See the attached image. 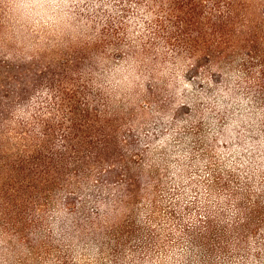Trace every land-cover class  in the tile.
Instances as JSON below:
<instances>
[{"label":"rangeland","instance_id":"1","mask_svg":"<svg viewBox=\"0 0 264 264\" xmlns=\"http://www.w3.org/2000/svg\"><path fill=\"white\" fill-rule=\"evenodd\" d=\"M247 2L248 16L264 21V0ZM144 13L132 0H0V264H114L113 256L98 257L94 240L65 238L61 227L62 220L83 224L96 217L94 199L107 191L119 197L103 227L114 237L121 222L137 229L124 238L120 264H201L193 233L218 208L228 217L235 208L224 182L242 191L239 197L246 176L254 189L261 180L264 185V108L248 88L252 77L238 60L226 70L196 66L186 56L173 58L170 48L156 50L167 61L145 75L102 32L103 19L112 28L123 20L130 33L120 38L127 46L147 30ZM85 14L95 34L76 27ZM91 62L95 69L82 80L71 72ZM73 81L107 99L118 148L114 154L102 149L100 163L89 158L86 173L71 170L55 180L62 185L33 202V141L60 148L61 130L46 137L45 126L61 121V90L69 92ZM117 153L126 161H106ZM125 164L137 180L135 197L122 194ZM262 236L250 235L246 244L262 256L259 264ZM223 254L217 249L211 263L252 264Z\"/></svg>","mask_w":264,"mask_h":264},{"label":"trees","instance_id":"2","mask_svg":"<svg viewBox=\"0 0 264 264\" xmlns=\"http://www.w3.org/2000/svg\"><path fill=\"white\" fill-rule=\"evenodd\" d=\"M132 2L136 7L145 10L141 23L147 30L141 31V34L136 36L138 38L129 41L125 46L121 42L120 33H130L127 23L122 20L121 26L112 28L111 20L103 19V24H106L105 28H102L103 34H112L116 39L109 44L112 50L128 57L132 56V66L145 72V75L154 73L157 64L167 61L155 54L156 50L162 48L164 50L170 48L174 54L173 58L177 56L191 58L196 66L206 62L209 68L215 65L226 70L233 67L238 60L249 78L252 77L250 82L253 86L248 87L250 93L264 108V21L248 16L250 4L247 0H132ZM95 25L93 18L85 14L79 19L76 27L86 30L85 34L89 35L91 32L96 33ZM94 69L95 65L91 62L90 65L83 67L82 71L73 68L71 72L80 75L82 80V77ZM66 79L70 80V77ZM71 85H74L73 88L69 87V92L62 89V95L59 97L58 106L63 112L61 121L56 123L49 121L48 128L45 126L46 137H51V133L57 128L61 130L60 148L53 147L46 141L41 142L43 139L37 144L33 141V202L39 200L38 196L42 193L50 194L53 187L62 185L55 183V180L58 178L64 181L71 170L86 173L83 167L90 164L89 158H94L92 161L97 164L100 163L104 154L102 149L110 152L113 148L114 154L118 148L115 136L118 128L113 126L111 119L106 116L109 113L107 99L103 98L101 92L96 93L98 89L90 93L88 90L77 88L74 81ZM151 88L152 86H150L152 92ZM80 96L84 98L83 101L80 100ZM115 157L106 161L115 159L126 161L120 153ZM131 171V166L125 164L121 178L125 186L122 194L128 195L130 192L135 197L133 187H136L137 180ZM248 178L249 176H246V180L242 181L245 198L239 197L242 191L231 188L229 181L224 182L225 188L230 191L232 201L234 200L235 208L233 214H230L232 216L228 217L229 214L223 210L224 207H220L212 213L214 218L209 216L204 220L206 222L204 227L193 233L192 248L199 250L201 264H212L210 257L217 249L223 251L224 258L230 260L240 256L239 259L248 260L252 264L262 263V256H253L246 244L250 235L264 231V185L261 180L256 190ZM107 193L106 198L94 199L97 203L96 217L87 219L83 224L78 219L71 222L62 220L61 227L65 238L79 239L82 242L94 240L99 258L104 255L113 256L112 262L120 264L127 245L124 238H131L137 229L121 222L118 224L121 226L120 237H114L112 231L103 227L104 216L113 205L118 204L119 197L117 193L110 194L109 191ZM81 211L86 212L85 204L81 205ZM260 239L257 240V247L264 248V236ZM230 242L234 243L229 245Z\"/></svg>","mask_w":264,"mask_h":264}]
</instances>
